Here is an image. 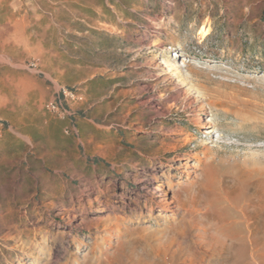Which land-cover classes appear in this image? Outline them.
Here are the masks:
<instances>
[{
    "label": "rangeland",
    "instance_id": "obj_1",
    "mask_svg": "<svg viewBox=\"0 0 264 264\" xmlns=\"http://www.w3.org/2000/svg\"><path fill=\"white\" fill-rule=\"evenodd\" d=\"M0 264H264V0H0Z\"/></svg>",
    "mask_w": 264,
    "mask_h": 264
},
{
    "label": "bare ground",
    "instance_id": "obj_2",
    "mask_svg": "<svg viewBox=\"0 0 264 264\" xmlns=\"http://www.w3.org/2000/svg\"><path fill=\"white\" fill-rule=\"evenodd\" d=\"M158 191L161 192V197H163L162 198V204H161L162 205V209L163 210H167L169 208V206H170V201H169L168 197H166L164 192H162V188L159 187Z\"/></svg>",
    "mask_w": 264,
    "mask_h": 264
},
{
    "label": "built area",
    "instance_id": "obj_3",
    "mask_svg": "<svg viewBox=\"0 0 264 264\" xmlns=\"http://www.w3.org/2000/svg\"><path fill=\"white\" fill-rule=\"evenodd\" d=\"M48 107L50 109H57V104L54 101H51V103H49Z\"/></svg>",
    "mask_w": 264,
    "mask_h": 264
}]
</instances>
